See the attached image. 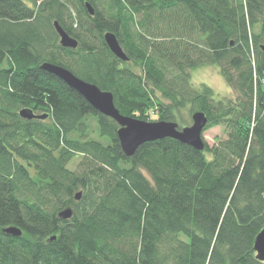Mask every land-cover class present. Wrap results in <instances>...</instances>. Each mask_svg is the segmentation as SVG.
<instances>
[{
    "label": "trees",
    "instance_id": "16d2710c",
    "mask_svg": "<svg viewBox=\"0 0 264 264\" xmlns=\"http://www.w3.org/2000/svg\"><path fill=\"white\" fill-rule=\"evenodd\" d=\"M263 44L264 0H0V264H264ZM48 63L111 93L124 117L179 124L190 105L227 137L126 156L119 124ZM208 66L238 102L193 87L189 72ZM93 120L105 143L89 139Z\"/></svg>",
    "mask_w": 264,
    "mask_h": 264
},
{
    "label": "water",
    "instance_id": "95a60500",
    "mask_svg": "<svg viewBox=\"0 0 264 264\" xmlns=\"http://www.w3.org/2000/svg\"><path fill=\"white\" fill-rule=\"evenodd\" d=\"M86 7L93 16L94 9L90 6V4ZM55 30L58 32L61 44L64 48L74 50L78 48V41L67 34L58 22L55 24ZM104 39L106 40L109 50H112L119 60L129 61L125 51L121 48L118 39H116V36L113 33L105 35ZM260 50L264 55V44L260 46ZM42 68L46 72L56 76L69 88L82 95L88 104L93 106L98 113L109 117L113 121L115 120L116 123L119 124L120 129L117 135L126 156H135L137 150L149 142H156L158 140L168 138H172L178 142L192 146L200 152L205 149L206 142L203 140V134L209 125V120L203 112L195 113L192 116L193 124L183 129H180L179 124L175 122H144L127 116L124 117L116 108L114 96L111 93L101 91L95 84H90L79 79L73 73L60 66L57 67L48 63ZM21 116L28 120L35 118L39 119V117H36L30 111H23ZM80 198L81 194H78L76 199L79 200ZM73 213L74 212L71 209H65V211L60 214V217L64 220L71 219L73 217ZM6 233L19 238L23 236L21 230L16 227L6 230ZM255 252L257 260L264 262V230L258 234V238L255 242Z\"/></svg>",
    "mask_w": 264,
    "mask_h": 264
},
{
    "label": "rangeland",
    "instance_id": "374dc122",
    "mask_svg": "<svg viewBox=\"0 0 264 264\" xmlns=\"http://www.w3.org/2000/svg\"><path fill=\"white\" fill-rule=\"evenodd\" d=\"M187 72H189L187 70ZM190 78H191V83L193 87L198 88V86L205 85L208 88H211L215 95L216 98L220 99L223 98L225 101H232V103L238 102L240 100V95L239 93L231 86L228 85L227 81L221 74V69L219 67H213V66H208V67H197V69H193L189 72ZM162 101H165V103H169L170 101H166L161 95H159ZM190 105H188V108L185 110H182L180 117L183 122H178L179 123V128L183 129L186 127H189L193 124L192 121V115L193 113L190 110ZM160 112H156V114H152L151 120L149 122H156L158 119H160ZM208 119V118H207ZM91 125V130L90 133L88 134L89 139H95L98 141H101L102 143H105V140H103L99 136V131H98V125L95 120L90 121ZM226 133L225 130H223L222 127H216V128H211L208 131H205L203 134V140L204 142H207L208 145L214 146L217 145L222 139H225ZM75 164L71 167V169H74Z\"/></svg>",
    "mask_w": 264,
    "mask_h": 264
}]
</instances>
